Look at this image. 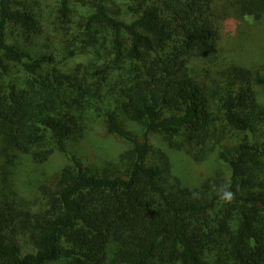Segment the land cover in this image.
I'll use <instances>...</instances> for the list:
<instances>
[{
  "label": "trees",
  "instance_id": "trees-1",
  "mask_svg": "<svg viewBox=\"0 0 264 264\" xmlns=\"http://www.w3.org/2000/svg\"><path fill=\"white\" fill-rule=\"evenodd\" d=\"M70 2L57 28L0 0V155L66 159L36 203L0 187V264H264V60L220 47L231 18L246 50L264 0H92L82 38ZM99 121L129 146L88 164ZM166 149L222 165L184 180Z\"/></svg>",
  "mask_w": 264,
  "mask_h": 264
},
{
  "label": "rangeland",
  "instance_id": "rangeland-1",
  "mask_svg": "<svg viewBox=\"0 0 264 264\" xmlns=\"http://www.w3.org/2000/svg\"><path fill=\"white\" fill-rule=\"evenodd\" d=\"M32 1L36 4L38 12L42 13L52 26L57 27L55 23L60 24L63 22L59 18V8L62 4V0ZM91 1L92 0H71L70 2L72 12L69 17V22L65 27L73 25V33L81 36V38L84 37V34L81 33L84 17L89 15L92 9ZM236 25V21L231 18L223 22V38L220 46L223 54L238 62L245 61L253 64L255 61H263L264 55L262 49L264 47V28H257L255 26L247 27L242 36V44L246 47V50L243 51L236 44L238 43L236 35H239L233 31V28H235L233 26ZM244 26H246V24H244L243 27ZM68 42L71 41L68 39ZM71 47H74L77 53L74 57H71L70 60L66 61L65 59L64 61L69 62L68 66L72 68L79 63V61L85 60L86 56L89 57L90 49L85 48L80 41L71 44ZM262 93H264V91H262ZM81 144L83 147L82 152L77 150L79 146H74L71 149L81 157L84 156L88 164H93L102 160L105 162L108 159H113L121 149L129 146L124 139L109 134L101 121L90 127L89 133L86 138L82 140ZM166 151L170 154L173 161V163L171 162L173 172L180 175L184 180L188 179L195 181L203 174H207L214 170L216 166L221 167L222 165L218 159L213 157L208 162L199 164L190 159L185 152L168 151L167 149ZM17 156L18 157L12 162H7V160H4L0 155V187L8 184L22 198L29 202L36 203L40 199L41 186L56 173L59 166L66 159L63 154L57 152L46 164L38 166L23 155L21 156V154H17ZM223 168L226 169L224 165ZM3 171L5 172L3 173Z\"/></svg>",
  "mask_w": 264,
  "mask_h": 264
},
{
  "label": "clouds",
  "instance_id": "clouds-1",
  "mask_svg": "<svg viewBox=\"0 0 264 264\" xmlns=\"http://www.w3.org/2000/svg\"><path fill=\"white\" fill-rule=\"evenodd\" d=\"M221 198L225 200H230L232 198V193L227 190H223L221 193Z\"/></svg>",
  "mask_w": 264,
  "mask_h": 264
}]
</instances>
